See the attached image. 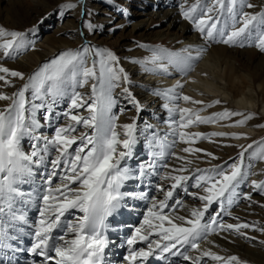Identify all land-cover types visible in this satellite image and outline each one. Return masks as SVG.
Wrapping results in <instances>:
<instances>
[{"label": "snow or ice", "instance_id": "snow-or-ice-1", "mask_svg": "<svg viewBox=\"0 0 264 264\" xmlns=\"http://www.w3.org/2000/svg\"><path fill=\"white\" fill-rule=\"evenodd\" d=\"M77 6L65 4L62 10ZM180 8L183 19L193 25L204 41L244 47L245 41L253 39L255 34L258 40L256 47L264 52V8L259 12L245 11L256 8L251 0H194L190 5L188 0H184ZM85 27L94 31L91 24ZM27 46L26 33L0 26V59H14ZM205 50L192 46L178 52L153 48L148 59L134 63L144 65L145 72L169 74V68H173L187 76ZM89 53L92 55L90 65ZM119 64L120 60L114 52L100 48L93 50L91 46L84 45L77 50L59 53L27 77L20 71L0 65V81L4 84L14 86L9 77L24 81L11 96L0 93V101H10L7 107L0 109V249L14 248L8 241L18 239L15 234L17 224H29L26 216L28 206L39 201L38 222L30 225L32 230L25 233L33 241L28 251L41 258L34 264H106L105 249L114 243L108 233L117 229L109 217L119 215L121 209L133 208L129 201L148 199L147 192L143 190L123 189L129 181H138L136 187L149 183L150 177L157 174V161L167 155L175 156L166 148H174L177 140L173 139L171 144L165 145L157 133H150L145 137L150 160L135 167L129 165L138 143L137 123L134 118L132 123L118 125L119 117L113 113L118 103L115 89L131 84L125 69ZM86 85H90L89 93L78 91ZM183 87L184 84L177 81L173 87L153 94L166 101L182 100L193 105L203 103L182 95L178 90ZM122 91L137 113L142 111L130 88L123 87ZM27 94L31 95L30 100ZM64 99L68 101V110L56 113L55 106ZM215 103L219 104L220 101ZM163 107L170 117L178 115V122L171 121L173 135L185 144L195 143L197 138L210 140L212 136L225 135L180 131L190 125L211 124L233 116H244L243 120L229 125L242 127L254 118L252 114L231 111L202 117L199 111L204 109L193 111L178 104L170 106L167 102ZM80 108L88 115L73 112ZM41 111L45 113L43 123L37 118ZM61 117L70 123H58ZM54 121L57 123L54 124ZM150 127L146 125V128ZM44 128H53V135L41 131ZM79 128L84 130L78 131ZM118 128L122 129L123 138ZM231 138L247 139L235 134ZM25 140L30 143L27 150L23 143ZM156 148L159 151L154 150ZM181 151L190 154L203 152L191 147H184ZM246 153L250 161L248 169L253 166L252 161H264V140L247 145L237 159L230 164L225 162V166L215 165L210 169L197 167L194 172L187 166H181L174 171L192 174L166 175L164 178L172 181L170 187L165 189L158 186L164 198L158 201L152 199L151 206L143 216V223L126 239L129 254L123 259L128 264H136L137 261L147 264L149 258L167 259V254L181 257L190 264H204V258L219 264H246L236 255L225 257L200 247L209 234L226 232L254 240L255 237L247 236L241 229L251 228L264 233V228H258L255 224L233 225L217 220L221 214L230 215L225 202L231 205L239 197L237 187L250 174L245 170ZM204 155L217 159L211 153ZM175 158L184 161V165L193 163L185 157ZM160 166L167 167V164ZM41 168L47 170L40 172L44 177L43 186L25 191L22 186L34 185L37 169ZM54 179L59 183L53 184ZM189 181L192 183L189 184ZM252 185L264 195V181H253ZM190 187L199 191L190 192ZM177 189L199 200L202 206L191 209L188 216L174 215L182 205V200L175 198L178 196ZM243 199L251 201L252 197L245 195ZM213 204L219 210L210 211ZM166 209L169 211L166 212ZM54 232L57 234L53 235ZM138 241L145 242L146 248H134ZM189 250L196 251L198 255L193 257L186 254Z\"/></svg>", "mask_w": 264, "mask_h": 264}, {"label": "rangeland", "instance_id": "rangeland-1", "mask_svg": "<svg viewBox=\"0 0 264 264\" xmlns=\"http://www.w3.org/2000/svg\"><path fill=\"white\" fill-rule=\"evenodd\" d=\"M183 2L184 0H0V26L7 30H15L26 33V40L28 41V46L25 49H22L16 58L0 59V65L7 67L10 70L20 71L25 75V77H27L37 70L43 63L55 58L59 53L66 50H77L84 45L91 46L93 50L97 48L108 49L117 55L120 60V64L118 66L125 69V72L130 78L131 84H124L122 87L115 89L114 95L117 98L118 103L113 109V113L119 117L117 121L118 124L123 122L124 119L128 120L129 123H132L134 118L136 119L137 123L138 143L135 145L133 157L129 161L130 166L135 167L139 163L148 161L150 159L146 158L149 155L147 153L150 151V149L148 143L145 140V137L150 136V133H157L165 145L171 144L173 139L178 140V137H175L173 133H170L171 127H167L171 124H168V121H170L168 120L170 119L169 113H167L163 107L166 102L169 103L170 106L174 105L173 103H175V105L178 104L181 108H190L193 111H199L200 109H203L201 104L193 105L190 102H184L182 100L164 101L163 98L153 94L155 90H149V93L152 92L150 95L140 90L138 93L135 92L133 94L135 99L140 101L142 105V111L137 113L134 105L128 99H125L122 91L123 87H129L130 91L133 92V87L135 86L136 82L140 83L142 80L147 82V80H149L151 82L150 86H161V89H157L156 91L170 88L168 86L164 87L163 85L155 84L156 82H161V78L164 79L162 75H159L156 80H153L149 75L145 76L144 73L136 74L137 72H132V70L135 67L137 68V66H140L137 68V70L145 71L144 65L134 63V61H143L148 59L152 55L150 49L164 48L169 51L178 52L185 48L183 46L195 47L198 41H196L197 39L192 36L197 35L200 38V41L205 45L204 49L206 50L204 52L207 55L211 54L213 57L207 58L206 62H203V58L199 59L195 64L194 70L191 71L187 76H183L176 70L174 71L173 68H169L171 71H174L173 75H175V79H177L176 81L179 80L181 83H184V87L178 91L189 97H192L194 100H199L203 103H210L213 105L212 108L214 107L218 109L216 112L219 110H228L225 109L223 105L216 104L215 101H213L216 98L220 99L222 97V99H225L226 102H229L232 107L238 109L237 105L234 104V99L229 94H227V96H221L216 89L215 91L217 93H209L207 89H203L204 84H201V82L198 81V78H201L202 80L216 81L221 83V87H225L223 75L227 73V70H231L235 76H237V78L233 77L230 84L240 87L239 94L247 92L252 95L251 105H255V107L253 109L254 114L252 115L254 118L250 119V122H254V124L256 123L255 128L229 126L235 124L232 121L234 117H231L230 119H224L216 123L193 124L188 128L181 129L186 133L192 134L201 133L203 135H208L211 133H223L225 135L212 136L210 140L197 138L195 143L192 144H185L182 142L184 147L202 149L203 152L200 153L190 154L184 153L177 147L169 148V153H181L183 157H185L187 160L193 161V163L190 165H184L183 162L179 167H177L173 161H171L173 159V155L165 156L164 159L157 162V165L160 166L167 164V167L160 166L159 181H155L150 177V182L146 183L151 184L145 186L144 188L146 189L154 186V189L152 190L153 193H151L152 196L146 200H136L133 202L134 205L137 204L133 207L134 210L130 209L128 212L126 209L127 214L125 213V217L123 216V221L122 219L120 222L117 221V224H120L122 227L123 225L128 226L127 228H124L126 232L122 231V233H119L118 236H109L112 241H114L115 237V239L119 238L120 242V244H116V241H114L113 248L114 246L115 248L117 247L115 256L112 258H106V261L111 263L115 262L117 264H122L125 262L123 257L125 256L124 253L126 250H124V248L121 249L119 245H125L126 239L131 234H133L134 230L130 227L136 228L142 224L141 222H143V214H146L147 208L151 206L152 199L154 198L158 201L164 198V193L159 191L158 186H162L165 189L170 187L172 181L165 179L164 177L166 175L192 174L191 172L178 173L174 171V169H178L181 166L192 168L191 170H193V172L197 167L200 169H210L215 165L225 166V162L230 164L234 159L238 158L239 153L243 151L247 145L254 142L251 139H257L256 142L264 140L262 136H258L260 133H264V127H261L264 125V91L258 95L254 92V90H258L261 85L264 86V52L260 51L259 48L256 47L258 40L255 38V34L253 39L245 41L244 47H240L238 45L229 46L223 43L206 42L201 38L200 34L195 30L193 25L187 20L183 19L180 8V5ZM193 2L194 0H188L189 5ZM251 2L256 5V8L245 9V11L259 12L262 8H264V0H251ZM70 3L77 4L78 6L74 9L62 10L63 5ZM141 5H143V7ZM169 8L179 10L177 14V26L185 24V26H187L189 29L187 32L182 33L179 32L177 28H169L167 21H158L157 16L153 15L154 13L160 11V9L164 10ZM140 21H144L143 24L147 22L148 25H145L147 29L141 28L137 31H131L132 24L138 23ZM86 24H91L94 31H90L87 27H85ZM189 39H192L193 41H189ZM180 44L184 45L179 47ZM140 45H145L146 47H140ZM217 50L225 51V56L219 55ZM217 57L221 58V60L218 61ZM91 62L92 55L89 53V65ZM147 67L151 68L152 66L147 65ZM252 76H254V86L251 85L250 81V77ZM8 79L14 86H8L4 84V82L0 81V93L11 96L24 83V81L11 77ZM175 84H173L171 87H173ZM88 87H90V85L79 88L78 91L87 94L85 91L88 90ZM197 87L201 90H204L205 95L200 94L201 92ZM27 95L30 100L31 95ZM144 96L146 98L145 100ZM153 101L155 102V105L149 106V104ZM38 102L39 101H37V103ZM9 104L10 101H0V109L7 107ZM158 105H161L163 109L156 117H154L153 114L156 113V107L157 109H160V106L158 107ZM68 108V101L67 99H64L55 106V111L56 113H62L67 111ZM212 108L208 107L207 110ZM73 112H79L85 116L88 115V113L83 108L75 109ZM44 114L45 113L43 111L37 114V118L40 119L42 123ZM199 114L202 117H209L215 115L216 113L211 111L206 112L203 110L199 111ZM174 118L175 121L178 122L179 117L175 115ZM261 119H263V121ZM55 123H57V121H54V124ZM58 123L67 124L70 123V121L64 117H61ZM146 125H150L151 127L146 128ZM155 128H158L159 132H156ZM160 129H162V131H160ZM83 130L84 129L82 128L78 129V131ZM206 130L210 132L207 133ZM41 131H44L47 135H53V128H44L41 129ZM232 132H242L243 136L247 137V139H232ZM121 138H123L122 132ZM23 143L26 150L30 148V143L27 140H25ZM73 147H75V145ZM154 150L159 151V148ZM249 152H251V150H249ZM204 153H211L213 156L217 157V159L213 160L211 157L204 155ZM245 156V170L249 171L250 174L248 175L247 179L241 181L237 187V192L240 194L239 197H237L231 205H228L227 202H225L226 211L230 213V215L221 214L217 217V220L225 224L230 223L235 225L238 223H248L255 224L258 228H264V207L261 206L264 205V195L260 194L258 190H255L252 185L253 181H264V161H252L253 166L248 169L247 165L250 162L248 159V153H246ZM260 164L262 165L261 168L258 167ZM46 171L47 170L43 168L37 169V175L34 178L35 184L43 186L44 177L40 175V172ZM135 182L136 181L127 182L124 190L132 191L134 188L133 184H135ZM57 183H59V181L54 179L53 184ZM188 183L191 184L192 181H189ZM137 184H135V186ZM139 188L135 187V191L139 190ZM189 191L198 192L199 190L194 187H190ZM176 193L178 196L175 198L181 199L182 205L178 207V210L174 213V215L182 216L184 211H188L190 213L191 209L202 206L199 200L184 194L181 189H177ZM245 195H251V201L243 199V196ZM169 203L171 204L172 201H169ZM35 204L39 206L40 202ZM139 204H142L140 209L143 208L144 212H140L142 217L139 219V222H137L136 225L135 213ZM37 205H34L35 208L33 206V212H29V214L26 213L29 224L20 223L18 225L22 224L26 227H30V225H35L36 220L38 222L39 217ZM213 210H219L216 204L211 206L210 211ZM165 211L167 212L169 209H166ZM78 214L79 213H76V215ZM207 218L208 217L206 216L205 219ZM114 223L115 221L113 224ZM30 229L32 230L31 227ZM241 231L245 232L247 236L255 237V239L248 240L238 234L226 232H220L219 234H221V236L219 237L220 239L225 238L226 243L231 245L232 250L235 246L239 247L235 249V251L233 250L231 255L238 256L242 261H245L246 264H264V243H261V241H264V233L260 231H254L251 228L241 229ZM25 232H27V229ZM56 234L57 233L55 232L54 235ZM214 235L215 234H209L206 238L211 239L214 237ZM152 238L155 239V237ZM19 239L20 237L16 241L20 243L21 240ZM139 243L140 244L135 245L134 248H146V243ZM22 245L23 247L19 248V251L14 252H19L22 255L26 249L28 250L29 247H31L30 243L29 245L28 243H23ZM126 246L127 244L125 245V248ZM1 250L4 251V249ZM186 254L195 257L194 251L192 250H189ZM26 258L27 256L25 255L24 259ZM38 260H41V258L36 257L35 261ZM155 260L156 259L154 258V260L148 262V264H158V262L156 263ZM26 261L24 263L19 262V264H25ZM165 261L166 264H190L189 261H184L181 257H173L170 255H168ZM28 263L31 264L30 261ZM212 263L219 264V262H214L210 259L204 260V264Z\"/></svg>", "mask_w": 264, "mask_h": 264}, {"label": "bare ground", "instance_id": "bare-ground-1", "mask_svg": "<svg viewBox=\"0 0 264 264\" xmlns=\"http://www.w3.org/2000/svg\"><path fill=\"white\" fill-rule=\"evenodd\" d=\"M171 1V0H170ZM142 7H143V5H141ZM178 9H160V11H158V12H156V13H154L153 15L154 16H157V20L159 21V20H162V21H167L168 23L167 24H169L168 25V27L169 28H177L178 29V31L179 32H182V33H184V32H187L189 29H188V27L187 26H185V24H181V25H179V26H177L178 25V17H177V14H178ZM156 19V18H155ZM143 22L144 21H140V22H138V23H134V24H132V27H131V31H137V30H139V29H147V27H145V25L147 26L148 24H147V22L145 23V24H143ZM180 23V22H179ZM188 25V24H187ZM170 33V32H169ZM178 36V35H177ZM167 37V36H166ZM180 37V36H179ZM192 37H195L197 40L196 41H198V43L196 44V46L195 47H193V48H205V45L200 41V38L197 36V35H193ZM169 38V37H168ZM192 39H189V41H191ZM193 41V40H192ZM184 44H180V46L179 47H182ZM183 47H186V46H183ZM188 47V46H187ZM217 53L219 54V55H221V56H225V51H218L217 50ZM204 56H205V58H204ZM209 57H213V56H211V54H209V55H207L205 52H203V54H202V58H203V62H206V59L207 58H209ZM217 60L218 61H220L221 60V58H219V57H217ZM216 60V61H217ZM138 67H140V66H137V68ZM137 68L135 67L133 70H132V72L134 73V72H137L136 74H141V73H144V75L145 76H147V75H149L150 76V78L151 79H155L156 80V78H158V76L159 75H162L163 77H164V79L163 78H161V76H160V78L162 79L161 80V82H156L155 84H160V85H163L164 87H166V86H168V87H171L173 84H175L177 81V79H175V75H173V72L175 71V69H173L174 71H171V69H169V71H171V72H169V74H164V73H152V72H145V71H140V70H137ZM261 68V67H260ZM262 69V68H261ZM213 70V69H212ZM139 71V72H138ZM180 75V74H179ZM230 75H231V77H230ZM182 76V75H181ZM260 76V75H259ZM233 77H235V78H237V76H235V74L230 70V71H228L227 70V73H225L224 75H223V81L225 82V87H221V83L220 82H216V81H211V80H202L201 78H198V81H200L201 82V84L203 83L204 84V86H203V89H207L208 90V92L209 93H217L216 91H215V89L216 90H218V93L221 95V96H227V94H229L233 99H234V104H236L237 105V108L238 109H236V108H234V107H232L231 105H230V103L229 102H226L225 101V99H222V98H220V99H214L213 101H220V103H219V105H223V107L225 108V109H228V110H225V111H231V112H240V113H244V114H254V107H255V105H251V100H252V95L251 94H249V93H247V92H243V93H240L239 94V86H237V85H231L230 83H231V80H232V78ZM145 78V77H144ZM149 80H147V82H145V80H142V81H140V83L139 82H136V84H135V86L133 87L134 88V91L132 92V94H134L135 92L136 93H138L140 90H142L143 92H146L147 94H151V93H149L150 91H156L157 89H161V86H155L154 84V86L155 87H152V86H150V81L148 82ZM179 81V80H178ZM250 81H251V85H253L254 86V76H252V77H250ZM184 84V83H183ZM243 84V83H242ZM186 86V85H185ZM200 86V85H199ZM138 88V89H137ZM198 88V87H197ZM88 90H86L85 91V93H89V90H90V87H88L87 88ZM162 89H163V87H162ZM145 90H147V91H145ZM150 90V91H149ZM198 90H200V94H204L205 95V93H204V90H201V89H199L198 88ZM253 90H254V88H253ZM149 91V92H148ZM154 91V92H155ZM206 91V90H205ZM257 91V92H256ZM254 90V92L258 95V94H260L262 91H264V86H260V88L258 89V90ZM182 95H185L184 93H181ZM144 95V94H143ZM207 96V95H206ZM213 96V95H212ZM147 97V96H146ZM192 98V97H191ZM146 98H145V96H144V100H145ZM159 99V98H158ZM228 99H229V97H228ZM164 101H165V99H163ZM194 100V99H193ZM139 103H140V105H141V102L139 101ZM172 104V103H171ZM174 105H175V103H173ZM228 104V105H227ZM155 105V102L153 101V102H151L150 104H149V106H154ZM197 105H199V104H197ZM202 106H203V109L206 111V112H208V111H211V112H214V113H216V114H218V113H221V112H224V110H219L218 112H216L218 109L217 108H212V107H209V108H212V109H210V110H207V106L208 105H211L210 103H202L201 104ZM142 106V105H141ZM160 106V109H157V107H156V109H155V111H156V113H154L153 115H154V117H156L157 115H158V113L163 109V107H161V105H158V107ZM232 107V108H231ZM165 111L168 113V111L165 109ZM156 114V115H155ZM246 114V115H247ZM170 116V115H169ZM174 116L175 115H173V116H171L170 117V119H168V120H170V121H168L169 123L168 124H171L170 122L172 121V120H175V118H174ZM176 116H178V115H176ZM234 117V119H232V121L234 122V123H236V122H238V121H240V120H243L244 119V116H233ZM262 121H263V119H261ZM125 123H129V121L128 120H126V119H124L123 120V122H121V123H119L118 125H123V124H125ZM167 124V123H166ZM167 126V125H166ZM177 127H178V125H176ZM255 126H256V123L254 124V122H250V120H248L247 121V123L244 125V127H247V128H255ZM167 127H171V129H170V133H173V126H167ZM168 129V128H167ZM155 130H156V132H159V129L157 128H155ZM118 131L119 132H122V129H119L118 128ZM160 131H162V129H160ZM165 131H168V130H165ZM180 131H182L181 129H180ZM206 132L208 133V132H210V131H208V130H206ZM215 132V131H214ZM167 133V132H166ZM240 135V136H243V134H242V132H232V134L231 135ZM166 136H168V135H166ZM258 136H262L263 138H264V133H260ZM220 137V136H219ZM262 138V139H263ZM251 140H253V141H256L257 139H251ZM168 141V140H167ZM166 141V142H167ZM171 141V140H170ZM212 144V143H211ZM175 147H177V148H179V149H183V144H182V142H178V140H177V143H176V145H175ZM210 147V146H209ZM176 153V152H175ZM168 156V155H167ZM176 156H180V157H183L182 155H181V153L180 154H175V156H173V159L171 160V161H173V163L177 166V167H179L184 161H182V160H177L175 157ZM258 167H262V165L260 164V166H258ZM190 169H192V168H190ZM259 170V169H258ZM37 186H40L39 184L37 185V184H34V185H29V184H25V185H23L22 186V188L25 190V191H30L32 188H34V187H37ZM140 201V200H139ZM39 201H36L35 203H38ZM129 202H132V203H130V204H132V205H134L133 204V202H135V200H133V201H129ZM37 205V204H36ZM135 205H137V204H135ZM134 205V206H135ZM33 206L34 205H32V206H28V211H27V213L29 214V212L31 213V212H33L34 211V209H33ZM38 206V205H37ZM140 206H142V204H139L138 205V208H140ZM34 208H35V206H34ZM142 210V212H144L143 211V208L141 209ZM140 210V211H141ZM141 212V213H142ZM125 213L127 214V212H126V210H122L121 209V212H120V214L119 215H117V216H115L114 218L113 217H109V221L113 224V222L115 221V223L113 224V225H116L117 226V229L115 230V231H109V233H108V235L109 236H118V234L120 233H122V231L123 232H126V230H124V228H127L128 226H124L123 225V227L120 225V224H117V221H121V219H122V221H123V216L125 217ZM188 214H189V212L188 211H184V213H183V215L182 216H188ZM79 215V214H78ZM143 215H145V213L143 214ZM29 217V216H28ZM29 218H31V217H29ZM36 218V217H35ZM141 223H143V222H141ZM179 223V222H178ZM126 225H128V224H126ZM130 228H132L133 230H135V228L134 227H130ZM119 231V232H118ZM118 232V233H117ZM55 234V232L53 233V235ZM16 235L18 236V237H20V239L19 240H21V235L20 234H17L16 233ZM219 236H221V234H215L214 235V237L213 238H211V239H209V238H206L205 240H203L202 242H201V244H200V247H201V249L202 250H211V251H213V252H215L216 254H218V255H221V256H230L231 255V253L233 252V250L235 251V249H237V248H239V247H237V246H235L234 248H233V250H232V248H231V245L229 244V243H226V241H225V238H221L220 239V237ZM26 237H28L27 239H26V241H25V239H23V240H21L20 241V243L18 242V241H15V244H17V246L16 247H18V248H22L23 247V243H28V245H29V243L30 244H32L31 242H33L32 241V239L28 236V235H26ZM120 237V236H119ZM116 238V237H115ZM114 238V239H115ZM118 241V244H120V242H119V238H117V240H116V242ZM139 242H141V241H138L135 245H138V244H140ZM144 244H145V242H143ZM134 245V246H135ZM133 246V247H134ZM129 246L127 245L126 246V249L128 248ZM124 248V250H125V246L123 247ZM113 251V252H112ZM105 252H106V258H112V257H114L115 256V252H117V247L115 248V246H114V248H113V245L112 244H110L109 245V247L108 248H106L105 249ZM25 255L27 256V258L26 259H24V257H25ZM198 255V253L196 252V251H194V256H197ZM167 257H168V255H166ZM11 257V258H10ZM15 257V258H14ZM14 258V259H13ZM208 258H204V260H207ZM24 260V261H23ZM26 260H29L30 261V263L31 264H34L33 262L36 260V256H34V255H32L30 252H28V250L26 249V251L21 255L19 252H14V251H10V250H7V248H4V251H2L1 249H0V264H19V262L20 263H24ZM154 260V258H149V260L147 261V264H148V262H150V261H153ZM166 260V259H165ZM156 261V263H157V259L155 260ZM121 262H123V261H121ZM123 263H125V264H128V262L127 261H125V262H123ZM122 263V264H123ZM106 264H117V263H115V262H113V263H111V262H108V261H106ZM121 264V263H120ZM136 264H140V262L139 261H137L136 262ZM158 264H159V262H158ZM213 264V263H212Z\"/></svg>", "mask_w": 264, "mask_h": 264}]
</instances>
